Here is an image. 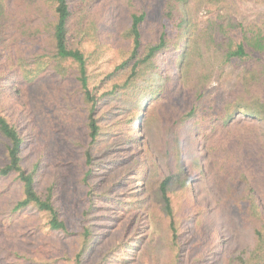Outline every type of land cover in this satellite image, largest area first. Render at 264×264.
<instances>
[{
  "label": "trees",
  "instance_id": "1",
  "mask_svg": "<svg viewBox=\"0 0 264 264\" xmlns=\"http://www.w3.org/2000/svg\"><path fill=\"white\" fill-rule=\"evenodd\" d=\"M49 1L53 7V19L27 27L20 36L28 43L23 42L24 47L14 44V51L9 45L5 47L7 53L1 56L0 66L8 67L15 74L7 90L18 98L23 107L33 105L36 112L40 111L39 102L64 98L66 105L58 104L62 123L67 121L70 124V112L82 103L83 113L76 112L84 118L87 138L85 144L79 143L83 160L80 181L89 204L84 216L93 206L94 198L113 202L117 207H127L130 201L116 197L117 180L123 174L116 173L107 185L95 180L96 163L91 148L102 130L96 114L97 105L104 96L128 93L141 75L155 68L158 55L170 44L163 30L165 25L155 39L153 36L144 40L141 27L145 13H133L125 35L128 45L124 55L104 75L102 86H92L88 81L87 56L82 48L93 23L89 16V3L82 2L73 8L70 0ZM161 1L163 18L171 22L177 33L182 29L186 31V40L174 59L177 70L175 83L179 92L194 91L197 98H190L185 108L180 110L174 102H165V91H153L141 104L140 111L134 113L136 119H133L123 140L133 149L134 154L126 156V159L135 166V180H142L143 187L140 193L137 190L132 193L133 203L129 205L143 204L148 218L165 232L169 254L167 264H194L182 251L179 214L188 206L191 217L199 222V215H205L207 209L196 201V184L199 181L210 182L220 194V201L232 206L242 227L252 233V241L246 249L230 254L222 251L219 264H264V27L245 26L221 15L200 26L181 14L179 3L182 0ZM6 7L0 0V46L2 43L13 44L12 39L6 43L3 25ZM211 59L220 64L236 60L248 62L237 74L220 105L216 104L214 88L206 91L208 100L204 101V93L196 87L198 82L200 89L206 86L211 74L207 67ZM199 60L204 62L201 65L206 62V67L193 77L191 72ZM46 70H50L53 77L57 76L61 84H54L50 90L34 84ZM3 73L0 71V80ZM68 80L72 82L73 90L62 97L60 88ZM68 96L78 101L71 103ZM141 116L143 120L139 122ZM188 121H191L192 134L198 140L195 142L198 153H191L187 165L183 160L180 130ZM25 140L26 137L0 110V148L3 152L0 159V200H7L4 205L8 213L6 220L11 222L21 213L30 211V217L36 224L25 226L26 231L40 232L44 228L47 233L66 237L69 245L61 253L49 252L46 243H50V239H45L37 245L35 253L29 254L27 249L17 252L12 264H85L94 239L92 224L83 221L78 231H70L57 202L56 179L49 178L39 186V162H34L29 168L22 164ZM117 160L120 162L121 159ZM116 162L114 159L106 160L105 170L111 171ZM161 162L167 166V172L162 169ZM132 216L125 226L131 224ZM214 240L218 242L219 237ZM117 246L112 242L108 244L96 264H104L110 255L122 249V246ZM198 262L211 264L202 263V259ZM147 264H150L148 260Z\"/></svg>",
  "mask_w": 264,
  "mask_h": 264
},
{
  "label": "rangeland",
  "instance_id": "2",
  "mask_svg": "<svg viewBox=\"0 0 264 264\" xmlns=\"http://www.w3.org/2000/svg\"><path fill=\"white\" fill-rule=\"evenodd\" d=\"M6 7V19L4 29L6 43L12 39L13 44L2 43L1 56L6 54L5 47L15 50L14 44H28L21 33L27 27L36 25L40 21L52 20V3L49 0H1ZM89 3V16L93 23L89 29V35L82 43V48L87 56V71L89 85L102 86V78L111 71L124 55L128 41L125 38L133 13H145V21L141 27V35L144 40L155 39L161 29L166 33L170 44L160 53L156 59L155 68L149 69L134 83L132 89L126 93L116 92L102 97L97 105L96 114L102 127L101 134L91 150L96 166L95 180H100L107 185L115 174H123L117 188V199L133 203L130 197L134 191H142V180L136 181L137 170L126 159L133 155V149L129 143L123 140L134 118V113L140 111V106L147 96L153 91H165V102H174L180 110L185 108L188 100L197 98L194 91L190 93L184 90L179 92L175 83L177 74L175 56L180 53L186 40V31L180 33L172 28L171 22L163 18L161 14V0H70V5L75 8ZM181 14L196 24L202 26L208 19H216L217 16L230 17L232 21L243 23L245 26L264 27V0H182L179 3ZM20 38V39H19ZM17 39V42L14 41ZM172 40V41H171ZM208 63L210 78L206 86L200 89V82L196 84L200 93H204V101L207 90L215 89L216 104L220 105L228 95V89L236 80V76L248 62L234 61L220 64L219 61ZM204 62L197 61L191 74H197L206 67ZM0 95L1 113L15 124L22 135L26 137L22 148V164L29 168L38 161L39 186L49 178L57 181V202L62 217L72 232L79 230L83 221L92 224L94 239L89 249L85 264H96L101 254L111 242L122 246V249L114 252L104 264H167L169 254L167 250V238L165 232L152 223L147 211L142 205L132 204L126 207H117L115 203L94 198L93 206L86 216L84 211L88 208V196L84 185L80 181L83 168L80 144H85L84 118L76 111H84V106L78 104L71 116L70 124L61 122L58 104L66 105V100H43L39 102L40 111H35L33 105L28 108L22 106L18 98L7 90L14 73L8 67H1ZM50 70L34 84L51 89L54 84L60 85L58 77L52 76ZM110 83V82H109ZM108 83V84H109ZM167 87V89H166ZM192 86H190V89ZM62 97L72 92L73 85L70 80L61 86ZM71 103L78 101L69 97ZM155 102V101H154ZM183 107V108H182ZM82 111V113H83ZM60 117V118H59ZM143 120L141 116L139 122ZM188 121L180 130L182 137L183 160L189 164L193 151L198 153L195 142L198 140L192 134V124ZM151 141V140H150ZM155 145V141L153 140ZM3 152L0 148V159ZM121 159L118 162L117 159ZM114 159L115 167L106 171L105 161ZM164 172L167 166L161 162ZM100 186H103L100 183ZM104 187V186H103ZM102 187V188H103ZM202 187V188H201ZM206 187V190L204 189ZM101 188V189H102ZM100 189V190H101ZM14 195V193H12ZM139 196V195H136ZM220 194L212 187L211 183L199 181L196 184V201L206 207L205 215H199V222L195 221L189 213V207L185 206L181 213V237L182 251L188 255L194 264L202 263L219 264L218 258L222 251L225 254L237 253L246 249L252 241V233L242 227L238 213L230 205L222 203ZM7 200H0V264H12L17 252L27 249L29 254L38 250V244L45 239L50 251L59 253L66 247L69 240L63 235L47 233L43 228L40 232L30 233L25 226H35L30 211L21 213L11 222L6 220L8 215L4 206ZM133 215V216H132ZM134 217L129 226H125L128 218ZM86 222V223H87ZM219 237L216 242L215 237ZM198 262V263H197Z\"/></svg>",
  "mask_w": 264,
  "mask_h": 264
}]
</instances>
